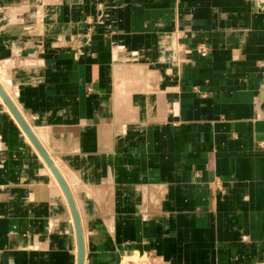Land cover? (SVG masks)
<instances>
[{
  "label": "crops",
  "instance_id": "0c3cea01",
  "mask_svg": "<svg viewBox=\"0 0 264 264\" xmlns=\"http://www.w3.org/2000/svg\"><path fill=\"white\" fill-rule=\"evenodd\" d=\"M0 81V264H264V0H0Z\"/></svg>",
  "mask_w": 264,
  "mask_h": 264
},
{
  "label": "rangeland",
  "instance_id": "374dc122",
  "mask_svg": "<svg viewBox=\"0 0 264 264\" xmlns=\"http://www.w3.org/2000/svg\"><path fill=\"white\" fill-rule=\"evenodd\" d=\"M117 264H159L149 256H128L120 259Z\"/></svg>",
  "mask_w": 264,
  "mask_h": 264
},
{
  "label": "water",
  "instance_id": "95a60500",
  "mask_svg": "<svg viewBox=\"0 0 264 264\" xmlns=\"http://www.w3.org/2000/svg\"><path fill=\"white\" fill-rule=\"evenodd\" d=\"M18 115V114H17ZM20 118V117H19ZM22 120V119H21ZM23 124H25V123H23ZM30 133V132H29ZM31 134V133H30ZM51 167H52V169L54 170V172L56 173V174H58V172H57V170H56V168H55V166L51 163ZM80 249H81V252H82V249H83V244H82V242L80 243ZM79 264H83V261H82V256H81V259H80V262H79Z\"/></svg>",
  "mask_w": 264,
  "mask_h": 264
},
{
  "label": "bare ground",
  "instance_id": "6f19581e",
  "mask_svg": "<svg viewBox=\"0 0 264 264\" xmlns=\"http://www.w3.org/2000/svg\"><path fill=\"white\" fill-rule=\"evenodd\" d=\"M1 82V81H0ZM39 133V132H38ZM44 140H45V136H44ZM56 182V181H55ZM57 183V182H56Z\"/></svg>",
  "mask_w": 264,
  "mask_h": 264
},
{
  "label": "built area",
  "instance_id": "2783aa9c",
  "mask_svg": "<svg viewBox=\"0 0 264 264\" xmlns=\"http://www.w3.org/2000/svg\"><path fill=\"white\" fill-rule=\"evenodd\" d=\"M204 53H205V51H204Z\"/></svg>",
  "mask_w": 264,
  "mask_h": 264
}]
</instances>
